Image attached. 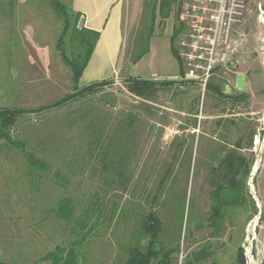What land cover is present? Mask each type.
<instances>
[{
    "label": "rangeland",
    "instance_id": "obj_1",
    "mask_svg": "<svg viewBox=\"0 0 264 264\" xmlns=\"http://www.w3.org/2000/svg\"><path fill=\"white\" fill-rule=\"evenodd\" d=\"M58 1L71 9L70 0ZM122 2L128 18L123 59L149 47L156 25L177 24L174 3L164 18L156 0ZM263 11L264 0H247L244 20L230 36H241L233 58L248 80L246 101L217 97L215 88L228 97L238 92L233 73L224 68L212 73L205 88L197 81L169 80L144 97L130 93L128 75L116 72L92 93L39 109L75 88L56 47L64 17L53 0H0V109L28 110L15 116L10 140L0 136V260L33 264L57 246L66 249L84 220L86 229L95 225L80 248L81 260L122 264L129 246L147 245L141 221L151 211L161 221L154 247L171 251L169 264H232L239 246L249 264L247 239L256 264L264 263ZM170 43L182 78L176 39ZM232 117L247 120L257 132L246 151L255 161L262 152L258 171L246 182L250 193L251 179L257 199L254 207L246 194L245 204L230 209L217 229L209 221L207 162L227 133L216 122ZM68 208L71 217L65 220L61 213Z\"/></svg>",
    "mask_w": 264,
    "mask_h": 264
},
{
    "label": "trees",
    "instance_id": "obj_2",
    "mask_svg": "<svg viewBox=\"0 0 264 264\" xmlns=\"http://www.w3.org/2000/svg\"><path fill=\"white\" fill-rule=\"evenodd\" d=\"M174 2L175 0H156L158 11L162 17L166 18L170 15L171 5ZM53 5L55 10L64 17V27L59 35L56 47L60 52L62 60L70 69L75 88L73 92L61 97L53 104H48L39 109L58 106L76 97L92 93L96 89L105 86L110 81L106 79L78 88V80L88 62L99 33L86 29L85 27H78L80 18L79 12L70 9L58 0H53ZM67 37L69 39L68 43H70L73 50L71 55H68L65 51V39ZM148 48L142 50L134 58H124L125 61L128 63L137 62L148 51ZM168 83H170L169 80L155 81L137 77H128L125 80L127 90L138 97L147 96L151 93L152 89L157 88V85L165 87ZM215 91L219 99L225 100L229 98L232 104L246 101L248 97L247 94H236L228 97V94H225L220 88H215ZM25 112H28V110L13 108L0 109V136L2 138L10 140L8 130L15 121V116ZM216 125L225 128L227 133L218 140L219 144H217L210 153V160L207 162L209 170L206 182L211 187L209 200L212 204L209 221L210 224H216L215 226L218 229V223L222 222L229 210L241 208L245 204V195H250L246 182L248 176H250L255 159L254 157H249L246 151L253 147V139L254 136L257 135V132L250 126L247 120L239 121L233 117L224 118L222 121L219 120L216 122ZM230 136H233V138H230ZM164 179L165 177L161 179L160 185H162ZM251 202L255 207L253 198H251ZM60 207L61 204L59 203V211H61ZM66 212L67 214L61 213V216L64 217L65 220H69L71 217L70 208L66 209ZM86 214H90V211L86 212ZM256 214L257 209L255 208L254 215ZM261 219H263V216H261ZM94 225L95 224L92 223V225L86 229V222L82 220L79 222V236H76V238L68 244L66 249L62 246H57L54 251L45 254L34 261L33 264H37L39 261H51V264H85L84 261L81 260L80 248L86 243L90 233L94 231ZM141 228L143 232L149 236L147 245L143 248L137 244L139 242H136V244L129 246L126 250V258L122 264H169L171 251L166 250L161 245L159 249H155L154 247L158 241L161 228L160 219L150 211L145 217H142ZM160 256L161 258H159ZM0 264L7 263L0 260ZM232 264H246L244 247H238Z\"/></svg>",
    "mask_w": 264,
    "mask_h": 264
},
{
    "label": "crops",
    "instance_id": "obj_3",
    "mask_svg": "<svg viewBox=\"0 0 264 264\" xmlns=\"http://www.w3.org/2000/svg\"><path fill=\"white\" fill-rule=\"evenodd\" d=\"M70 7L80 13V18L83 19L82 27L99 33L88 62L78 80L79 85L85 86L92 82L112 78L116 72L126 73L128 77L150 78L156 81L180 80L181 73H179L178 64L172 55L170 43V37H173L177 24L166 22L156 25L153 31L154 36L149 41L148 52L137 62L128 63L121 55L126 38L124 26L128 23L122 0H70ZM120 61L122 65H120ZM234 65L236 66L234 67ZM231 66L233 68L227 71L234 75V86L239 63ZM244 76L245 91L248 80L245 74ZM177 83L179 84V82Z\"/></svg>",
    "mask_w": 264,
    "mask_h": 264
},
{
    "label": "built area",
    "instance_id": "obj_4",
    "mask_svg": "<svg viewBox=\"0 0 264 264\" xmlns=\"http://www.w3.org/2000/svg\"><path fill=\"white\" fill-rule=\"evenodd\" d=\"M246 3L247 0H175L177 25L173 37L176 55L184 67L180 80L197 81L205 88L216 69H232V64L239 63L233 55L241 36H230L244 20Z\"/></svg>",
    "mask_w": 264,
    "mask_h": 264
},
{
    "label": "water",
    "instance_id": "obj_5",
    "mask_svg": "<svg viewBox=\"0 0 264 264\" xmlns=\"http://www.w3.org/2000/svg\"><path fill=\"white\" fill-rule=\"evenodd\" d=\"M82 26H83V19L80 18V19H79V23H78V27L81 28ZM234 87H235V89H236L237 91H239V92H243V91H244V87H245V76H244L243 73H241V72H237V73H236V77H235V85H234ZM227 89H229L228 86H226V90H227ZM261 153H262V152H260V153L257 155V159H256V161H255V163H256V168H255V170H254L253 172H251V174H250V178L253 177L254 174L258 171V166H259V162H260V159H261ZM249 181H250V182H249L250 194H251L252 198H253L254 200H256V199H257V194H256V192H255V189H254L253 185L251 184V179H249ZM259 215H260V210L258 211V214H257V216H256V219L259 218ZM247 242H248V241H247ZM246 257H247V254H246Z\"/></svg>",
    "mask_w": 264,
    "mask_h": 264
},
{
    "label": "bare ground",
    "instance_id": "obj_6",
    "mask_svg": "<svg viewBox=\"0 0 264 264\" xmlns=\"http://www.w3.org/2000/svg\"><path fill=\"white\" fill-rule=\"evenodd\" d=\"M263 13H264V11H263ZM260 152V151H259ZM258 155V154H257ZM256 165V164H255ZM255 175V174H254ZM254 179V178H253ZM257 220V219H256ZM253 226V225H252ZM250 231V230H249ZM247 241H248V243H247V253H248V256H249V258H248V260H249V264H256V262H255V260H254V258H252V255H251V243H250V239H247ZM253 246V245H252ZM257 264H258V262H257Z\"/></svg>",
    "mask_w": 264,
    "mask_h": 264
},
{
    "label": "flooded vegetation",
    "instance_id": "obj_7",
    "mask_svg": "<svg viewBox=\"0 0 264 264\" xmlns=\"http://www.w3.org/2000/svg\"><path fill=\"white\" fill-rule=\"evenodd\" d=\"M225 89H226V88H225ZM243 92H244V91H243ZM243 92H239V91H238L236 94H244ZM225 94H226V93H225Z\"/></svg>",
    "mask_w": 264,
    "mask_h": 264
}]
</instances>
